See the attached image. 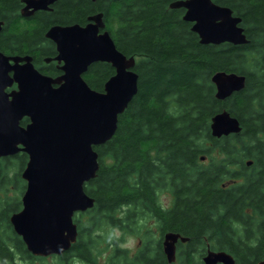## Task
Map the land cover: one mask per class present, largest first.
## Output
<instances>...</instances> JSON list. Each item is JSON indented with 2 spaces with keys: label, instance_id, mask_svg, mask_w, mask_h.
Segmentation results:
<instances>
[{
  "label": "trees",
  "instance_id": "trees-1",
  "mask_svg": "<svg viewBox=\"0 0 264 264\" xmlns=\"http://www.w3.org/2000/svg\"><path fill=\"white\" fill-rule=\"evenodd\" d=\"M173 1L57 0L53 11L24 18L22 0H0V50L7 54L40 59L53 49L45 36L49 27L83 25L102 12L117 47L136 57L138 91L119 115L113 137L94 147L100 168L85 190L95 204L75 215L78 240L53 255L56 264H205L208 249L230 252L239 264L264 258V118L249 119L259 114L254 103L264 101V0H214L242 17L245 44L201 43L183 18L185 9L172 8ZM219 70L246 74L245 88L218 99L211 78ZM114 73L110 63L98 61L84 78L103 91ZM225 109L242 117L245 134L212 135L211 119ZM27 158L0 157V191L9 194L19 184L17 196L0 198V264L46 260L27 249L10 221L25 189L24 167L16 172V160L25 166ZM247 159L253 164L247 166ZM163 194L171 196L169 206ZM105 229L101 241L110 255L100 263L98 233ZM116 229L141 235L133 255L113 237ZM169 231L189 238L178 241L172 263L163 249Z\"/></svg>",
  "mask_w": 264,
  "mask_h": 264
},
{
  "label": "water",
  "instance_id": "water-1",
  "mask_svg": "<svg viewBox=\"0 0 264 264\" xmlns=\"http://www.w3.org/2000/svg\"><path fill=\"white\" fill-rule=\"evenodd\" d=\"M55 1L23 0L21 14L30 17L39 9H51ZM170 6L185 9L184 20L193 23L192 30L203 44L249 42L242 17L228 6L214 0H175ZM3 25L0 20V32ZM46 37L56 43V58L64 62V72L56 78L44 75L32 55L0 50V157L20 151L29 156L22 172L27 181L22 208L12 213L10 221L27 249L44 257L61 255L77 242L75 214L95 204L85 190L100 168L94 147L113 137L119 115L137 93L139 82L135 56L128 57L117 47L102 12L90 15L84 25H53ZM98 61L115 69L103 91L84 78L89 66ZM211 80L216 97L224 100L245 88L247 75L219 70ZM26 116L30 121L24 126L21 120ZM241 129L240 120L227 109L211 119L215 137ZM179 240L189 238L172 231L164 234L169 263L176 261ZM203 260L205 264H237L225 250L208 249ZM256 264H264V258Z\"/></svg>",
  "mask_w": 264,
  "mask_h": 264
},
{
  "label": "rangeland",
  "instance_id": "rangeland-1",
  "mask_svg": "<svg viewBox=\"0 0 264 264\" xmlns=\"http://www.w3.org/2000/svg\"><path fill=\"white\" fill-rule=\"evenodd\" d=\"M22 167H24V164L21 160H16V166L14 168V170L16 172H21L22 170ZM12 173V172H11ZM17 187H19V184L16 186V185H12L11 187V191L9 192V194H6L4 190H1L0 191V198H7V197H15L17 196ZM22 194L21 193V197H22ZM162 198L164 199V203L166 206H169L170 203H171V196L169 194H163L162 195ZM153 227H156L155 225H153ZM99 236H100V241L102 239L105 238V236H107V230H101L100 233H98ZM157 236H158V233H156ZM98 236V235H97ZM141 235H136V234H133V233H128V232H124L122 230H119V229H116L113 231V237L118 239L120 241V245L121 247H123L124 249H127L129 250V253L131 255H133L140 243H141ZM99 239V237H98ZM102 244H100L98 246V250H97V259L99 260L100 263H105L107 262L108 260V256L110 255L109 252H110V249H109V245L105 242V241H101ZM56 259L55 256L53 255H50V256H47L46 257V260H37L35 264H56ZM30 260H18V264H30L29 262ZM78 264H83L81 261L78 262Z\"/></svg>",
  "mask_w": 264,
  "mask_h": 264
},
{
  "label": "flooded vegetation",
  "instance_id": "flooded-vegetation-1",
  "mask_svg": "<svg viewBox=\"0 0 264 264\" xmlns=\"http://www.w3.org/2000/svg\"><path fill=\"white\" fill-rule=\"evenodd\" d=\"M57 1H55L53 4H51V9H39L37 11H41V10H45V11H53V5L56 3ZM23 3V2H22ZM23 6H24V3H23ZM58 24V23H57ZM57 24H53V25H57ZM65 25V24H63ZM50 28V27H49ZM48 28V29H49ZM47 32V31H46ZM45 36H46V33H45ZM47 38V37H46ZM49 39V38H47ZM50 40V39H49ZM52 46H53V49L51 51V54H47V55H44L43 57H41L40 59H36L33 57V62L35 64V66L41 71L44 73V75H47V76H50V77H58V76H61L63 74V69L61 68V66L64 64L63 61H59L56 57L58 55V50H57V46H56V43L54 41H52ZM19 55H31V54H19ZM16 87V86H14ZM254 112L256 113H259L258 115H250L249 116V119L251 118H256V117H259V118H264V101H261V100H257L255 103H254ZM239 120H240V124H241V131L238 132L240 134H245L246 131V127L243 125V121L241 120L242 117L240 116H236ZM245 119L248 120V116H245ZM29 122V121H28ZM27 122V123H28ZM26 125V124H25ZM24 125V126H25ZM261 137H264V133L261 134ZM20 153H25L23 151H20L16 154H20ZM27 154V153H25ZM28 156V154H27ZM248 161H251L252 163L251 164H248L247 162ZM254 162V159H247L246 160V164L247 166H250L252 165ZM26 166V165H25ZM25 181V189H26V185H27V182L26 180ZM24 189V191H25ZM23 191V193H24ZM23 195V194H22ZM22 198V197H21ZM22 208V207H21ZM16 212V211H15ZM14 213V212H13ZM13 230H14V227L12 226ZM14 232L16 233V231L14 230ZM237 263V261H236ZM239 264V263H237Z\"/></svg>",
  "mask_w": 264,
  "mask_h": 264
}]
</instances>
